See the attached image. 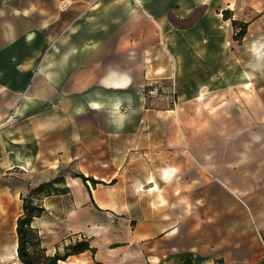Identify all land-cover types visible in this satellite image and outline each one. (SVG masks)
Listing matches in <instances>:
<instances>
[{
  "label": "crops",
  "instance_id": "1",
  "mask_svg": "<svg viewBox=\"0 0 264 264\" xmlns=\"http://www.w3.org/2000/svg\"><path fill=\"white\" fill-rule=\"evenodd\" d=\"M245 1L0 0V121L11 119L0 124V180L63 178L64 192L33 198L44 210L31 226L47 256L86 240L94 251L58 264H264V183L250 190L248 162L226 165L220 184L207 181L167 95L195 97L216 77L212 47L230 43L232 20L259 30L264 0ZM33 14L68 15V27L55 40L37 25L8 28L10 15ZM224 60L232 79V55ZM154 84L163 91L152 98ZM24 189L0 187L4 254L2 224L17 227Z\"/></svg>",
  "mask_w": 264,
  "mask_h": 264
},
{
  "label": "rangeland",
  "instance_id": "2",
  "mask_svg": "<svg viewBox=\"0 0 264 264\" xmlns=\"http://www.w3.org/2000/svg\"><path fill=\"white\" fill-rule=\"evenodd\" d=\"M258 2L257 0H247L242 5V8L248 6L255 7L256 4L261 6V0H258ZM261 7L264 8V5ZM262 8L263 13H261L259 23H257L259 30L252 27L251 32H247L244 38L236 40L234 36L235 33L239 32L238 27L234 31L233 38H229L230 43L212 47V50L217 52L218 57L216 77L208 80L203 85H198V93L195 97L186 96L178 99V94H175L176 96L174 97V94L170 91V94H167L170 105H173L174 100H178L179 103L178 112L176 111L172 114L174 118L179 116V118L184 119L186 154L193 161V156L198 157L200 152L201 172L205 174L207 181L213 180L220 184L223 179L222 172L226 165H230L231 162L232 167L237 168L240 163L248 162L250 165L248 170L250 174V190H252L251 188H255L257 184L264 183V54L261 58H257L252 52L255 48L264 52V9ZM203 11V7L198 11L200 16H203ZM224 11L217 10L218 13H222V18L225 20ZM16 17L15 15L9 16V29L17 23L25 26L37 25L52 40L60 37L68 27V15L33 14L26 16L25 20L22 21ZM231 18H233V15L230 14ZM242 18L252 19L253 15H245ZM237 21L244 22L239 19ZM174 22L185 27L192 22V19L183 22L175 20ZM3 25H5V22ZM255 44L261 46L253 47ZM226 53L232 55L231 69L234 74L232 79H224V58ZM257 62L260 63L258 69H255L254 67H256ZM209 64L212 66V62ZM241 71L245 76L247 75V71L250 72L249 78L244 77L242 81L237 79ZM169 82V85H171L172 81L169 80ZM10 120V117H8L4 121L8 123ZM4 121H0V124L1 122L4 123ZM239 141L243 142L241 149L232 151L237 145H240ZM209 157H211L210 162L213 164H211L212 166L209 163ZM188 179L189 177L186 176V180ZM32 180L31 176L18 177L14 175L12 178L1 179L0 187L8 183L14 187L23 185L25 187L24 191L19 196H16L19 202L24 201L31 194L44 197L48 190L44 189L36 192L35 189L42 183L32 187ZM36 181L39 182L38 179ZM49 181L52 180L43 183ZM62 183L61 179L56 183V186L63 188ZM233 192L234 197L239 198L236 195L237 192ZM205 197L204 192H202V198ZM201 209L203 211L204 207H201ZM14 225V222L2 224L3 229L8 232L10 239L7 254H4L6 247L0 248V264H15L14 261L21 260L14 246L16 243V248L18 246L17 227L15 228ZM38 236L36 230L29 231L27 247L33 253V259L37 264H47V256L43 252L44 249L38 244Z\"/></svg>",
  "mask_w": 264,
  "mask_h": 264
},
{
  "label": "trees",
  "instance_id": "3",
  "mask_svg": "<svg viewBox=\"0 0 264 264\" xmlns=\"http://www.w3.org/2000/svg\"><path fill=\"white\" fill-rule=\"evenodd\" d=\"M224 17L225 19L230 18V13L226 10L224 11ZM233 25L235 29L239 27V32L235 33L234 39L241 40L247 32V26H248L247 23L233 20ZM78 176H80L85 183L88 179H91L94 184L99 182L93 178H87L83 174H78ZM61 179L63 180L62 177H57L52 181L42 183L35 189V191L40 192L44 189H47L48 192L47 194H45V196L50 195L52 193L64 192L66 190L65 188H58L56 186V183H58ZM52 191H57V192H52ZM34 197H38V196L31 194L30 197L24 199V204H23L24 214L20 216L17 221V233H18L17 252L21 261L25 264H37L33 259V253L30 252L27 247V243L29 242L28 232L35 231V229L32 228L31 226L32 219L34 218V216H38L39 214H41L44 209L43 207H40L38 204L34 203V199H33ZM38 241H39V237H38ZM65 249L66 251L63 254L56 252L53 256L46 255L47 264H58L59 260H65L69 254L80 253L87 249H91L92 251H94V248H92L89 242L86 240H77L75 243L66 245Z\"/></svg>",
  "mask_w": 264,
  "mask_h": 264
},
{
  "label": "built area",
  "instance_id": "4",
  "mask_svg": "<svg viewBox=\"0 0 264 264\" xmlns=\"http://www.w3.org/2000/svg\"><path fill=\"white\" fill-rule=\"evenodd\" d=\"M162 85L160 84H154L151 85L150 88L148 89V95L152 98L159 96L162 93ZM175 96V94L173 95V97ZM173 106L174 109H176L178 107V100H174L173 101Z\"/></svg>",
  "mask_w": 264,
  "mask_h": 264
},
{
  "label": "bare ground",
  "instance_id": "5",
  "mask_svg": "<svg viewBox=\"0 0 264 264\" xmlns=\"http://www.w3.org/2000/svg\"><path fill=\"white\" fill-rule=\"evenodd\" d=\"M253 54H255V56L257 57V58H261L262 57V55L264 54V52H263V50H258V49H254L253 50ZM250 76V75H249ZM17 250V249H16Z\"/></svg>",
  "mask_w": 264,
  "mask_h": 264
}]
</instances>
